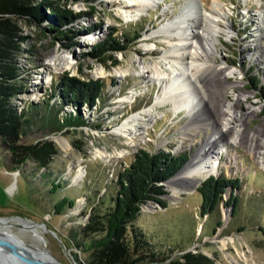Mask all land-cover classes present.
<instances>
[{
  "label": "rangeland",
  "instance_id": "obj_1",
  "mask_svg": "<svg viewBox=\"0 0 264 264\" xmlns=\"http://www.w3.org/2000/svg\"><path fill=\"white\" fill-rule=\"evenodd\" d=\"M49 1L75 11L89 10V4L93 6L91 12L69 22L76 30L75 41L70 44L52 39L43 29L42 24L50 20V14H46L40 24L23 17L18 19L20 32L27 36L21 45L24 49H32L23 51L18 58L19 66L27 69V91L20 93L16 101L21 103L23 99L43 97L52 78L64 73L104 77L107 82L104 101L77 105L87 124L55 132H44L34 126L22 136L26 142L39 138L54 141L57 151L46 165L26 158L13 167L9 150L0 144V216L44 220L55 231L44 229L45 242L38 245L30 227L15 221L8 226L0 225L3 239L16 248L46 247L63 264H73L72 259L77 264H88L92 249L86 244L98 234H83L80 226L94 202L89 198L107 189L105 183L114 169L128 162L132 152L139 147L185 150L188 153L186 165L202 145L215 137L219 141L213 145L219 165L214 174L237 176L238 187L226 184L217 207L200 216V195L195 189L199 182L193 188H187L178 179L179 190L175 192L173 183L169 182L177 173L168 183L162 182L166 191L161 196L166 205L154 200L141 203L134 222L157 248L167 254L163 264H170L186 250L205 254L207 264H264V168L243 145L231 140V133L222 127L224 115L219 113L223 103V107L232 103L239 112L254 107L257 111L248 113L240 127L246 125L252 129L264 123V99L259 94V86H264V17L261 14L264 0H220L225 20L219 22L227 25L228 32L219 33L220 40H215V50L209 56L233 72L228 73L226 69L228 76L223 83L211 81L209 90L221 89L225 91L223 96L215 95V91L210 97L202 95L195 115L185 109L175 112L167 101L153 109V119L143 114L135 126L131 125L124 132L118 131V126L134 112L151 104L162 90L157 79L145 76L141 62L146 65L161 62L164 52L175 41L166 35L148 37V34L175 17L188 0H157L140 13L133 7L135 14L131 17L124 15L125 5L131 3L130 0H31L39 3L45 13ZM212 2L196 0V5L210 8ZM86 26L89 29L82 31ZM112 26L117 27L118 33L135 28L139 34L128 41L125 48L115 51L119 59L117 64L104 65L88 51ZM250 75L257 80L256 85L250 81ZM111 79L114 83L109 82ZM243 93L245 95H241ZM239 94L241 98L237 101ZM62 109L75 112L76 106L65 103ZM58 136L65 139L66 146L60 144ZM79 168L82 172L76 178ZM53 183L56 184L53 186ZM88 190L89 197L86 195ZM232 190L236 199L230 215L231 206L224 201ZM63 194L73 196V204L55 212L53 202ZM217 218L222 220L218 226ZM241 225L242 228L237 229ZM26 250L37 256L36 252ZM178 258L183 260L182 256Z\"/></svg>",
  "mask_w": 264,
  "mask_h": 264
},
{
  "label": "trees",
  "instance_id": "obj_2",
  "mask_svg": "<svg viewBox=\"0 0 264 264\" xmlns=\"http://www.w3.org/2000/svg\"><path fill=\"white\" fill-rule=\"evenodd\" d=\"M46 5L48 9L45 13L39 8V3H32L31 0H0V144L9 150V161L13 167H17L26 158H33L39 164L46 165L57 151L50 138L23 141L22 136L34 126L44 132H55L87 124V120L77 110V105L82 102L92 105L104 101L107 84L104 77H80L71 73L52 78L43 97L23 99L21 103L16 101L15 98L20 93L27 91V69L19 66L18 58L23 51L32 49H24L21 45L27 40V36L20 32L18 19L23 17L40 24L44 16L50 14V20L42 24L43 29L50 33L52 39L70 44L75 41L76 30L71 28L69 22L91 12L93 6L89 4V10L75 11L68 6L54 5L51 1ZM88 29L86 26L81 30ZM138 32L134 28L118 33L117 27L112 26L104 37L92 45L88 54L104 65L117 64L119 59L115 51L125 48L128 41L138 36ZM249 77L256 85L255 77ZM109 82L114 83V80ZM259 88V94L264 99V86ZM55 95L56 98H52ZM65 103L75 105L77 111L63 110ZM187 157L185 150L172 151L162 147L147 150L139 147L132 152L128 162L121 163L114 169L113 175L105 183L107 189L104 188L99 194L89 198L94 202H91L87 217L80 226L83 234H98L92 236L86 244V247L92 249L87 259L88 264H163L167 254L155 246L156 243L146 236L134 219L143 202L154 200L162 206L166 205L165 198L161 196L166 191L162 182L182 167ZM226 184L238 187V177L208 174L199 181L195 189L200 195V216L217 207ZM86 195L90 196L89 190ZM235 199L236 195L232 190L224 201L231 206L230 215ZM73 201V196L63 194L53 202V209L61 212L65 206L72 205ZM221 221V218H217L216 226ZM241 228L242 225L237 229ZM179 256L173 258L170 264H207L208 260L205 254L190 250Z\"/></svg>",
  "mask_w": 264,
  "mask_h": 264
},
{
  "label": "bare ground",
  "instance_id": "obj_3",
  "mask_svg": "<svg viewBox=\"0 0 264 264\" xmlns=\"http://www.w3.org/2000/svg\"><path fill=\"white\" fill-rule=\"evenodd\" d=\"M130 2L125 5L127 7L124 10L126 12L124 15L127 17L135 14L134 11L132 12L133 7L136 13H140L145 6L149 7L157 2V0H130ZM261 14L264 17V9H261ZM224 16L225 10L220 5V0H213L210 8L204 5L200 8L196 5V0H188L185 5H182L175 17L165 21L148 34V37L166 35L170 40H175L170 44L168 51L164 52V59L161 62L157 61L153 65H146L143 62L140 64L145 67L142 68L146 71L144 73L145 76L157 79L160 82L162 90L156 94L151 104L126 118L118 126V131L124 132L131 125L135 126V123L143 114L149 115V119H153V109L167 101L172 104L175 112L180 109H185L192 115L197 113L196 109L201 102V96L205 95L210 97L212 92L215 91L209 90V83L217 80L222 84L228 76V73L233 72V70H228L226 65L216 63L209 56L210 52L215 50V40H220L219 33L228 32L227 25L219 22V20H225ZM149 48L150 46L148 45ZM202 56L208 58L203 59ZM226 69L228 73H226ZM215 93L217 96H223L225 91L218 89ZM241 95L245 94L243 93ZM241 95L239 94L237 96V101L240 100ZM223 105L225 104L223 103L219 106V113L224 115V121L223 118L221 121L222 127L227 133H231V140L243 145L264 168V123L252 129L246 125L243 128L240 127V122L245 119V116L248 113L256 112L257 109L250 107L246 111L239 112V110L234 108L232 103L225 107ZM139 129L140 127H138ZM57 139L63 146L67 145V142L61 136H58ZM231 140L228 139L227 141ZM217 142L219 141L215 137L209 139L191 157L188 163L186 165L184 164L185 166L183 165L181 167L182 169L180 168L181 171L179 169L175 173V175L178 173L176 177H173V175V178L171 179L170 177L166 183L171 179L169 183H173L175 192H177L179 190L176 184L178 179L185 183V187L188 188L189 186V188H193L203 177L208 174H214L219 165V156L213 147L214 143ZM102 152L100 151V153ZM81 172L82 169L79 168L75 177H80ZM15 221L24 223V226L30 227L32 233L39 241L37 243L38 245L45 242L44 229L46 228L41 222L33 221L23 216H16L13 219L0 216L1 226H8ZM0 238L3 239L2 234H0ZM7 238L11 239V236H7ZM45 248L39 247L33 250L31 246L26 247V249L36 252L37 256L35 257L41 260L43 264H56V257L48 248ZM0 264L33 263L25 257L17 255L15 251L0 248Z\"/></svg>",
  "mask_w": 264,
  "mask_h": 264
},
{
  "label": "water",
  "instance_id": "obj_4",
  "mask_svg": "<svg viewBox=\"0 0 264 264\" xmlns=\"http://www.w3.org/2000/svg\"><path fill=\"white\" fill-rule=\"evenodd\" d=\"M181 167H179L174 173H176L179 169H180ZM173 173V174H174ZM172 174V175H173ZM172 175H170V176H172ZM169 176V177H170ZM169 177H167L164 181H163V183H165L168 179H169ZM230 192V191H229ZM24 217V216H23ZM39 222H41L42 224H44V226H45V228H46V230H48V231H50V232H52V233H55V231L52 229V228H50V227H48L47 226V224H46V222L44 221V220H41V221H39ZM0 248H3V249H7V250H11V251H15L16 253H18L19 255H21V256H23V257H25L27 260H29L31 263H33V264H43L42 263V261L41 260H39L38 258H36L34 255H33V253H31V252H28L26 249H24V248H16L15 246H11L10 244H8V243H6L3 239H1L0 238ZM46 249V248H45ZM55 263L56 264H63L59 259H55ZM72 262H73V264H77V262L76 261H73V259H72Z\"/></svg>",
  "mask_w": 264,
  "mask_h": 264
}]
</instances>
